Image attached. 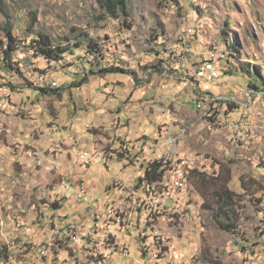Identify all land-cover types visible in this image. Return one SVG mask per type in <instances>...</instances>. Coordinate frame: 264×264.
Here are the masks:
<instances>
[{
	"label": "rangeland",
	"instance_id": "rangeland-1",
	"mask_svg": "<svg viewBox=\"0 0 264 264\" xmlns=\"http://www.w3.org/2000/svg\"><path fill=\"white\" fill-rule=\"evenodd\" d=\"M127 2L129 17L115 20L96 0H0V40L8 42L1 29L8 26L17 42L13 70L0 62V264H99L104 248L112 264H143L142 246L151 241L173 247L182 264H264V152L236 134L249 135L241 104H254L246 96L254 97L252 85L258 113L248 123L264 121V0ZM38 33L69 43L74 54L48 66L29 46ZM90 40L100 54L86 52ZM233 45L237 53L221 64L217 82L194 80L195 67L211 50ZM69 54L74 57L65 61ZM111 67L134 76L100 73ZM89 71L95 74L80 85ZM203 109L213 110L212 119ZM155 161L165 174L149 190L142 179ZM183 161L185 181L175 188L173 175ZM112 164L128 174L112 177L104 189L118 185L138 195L135 204L131 194L120 198L116 213L123 227L114 238L111 228L105 244L80 233L93 217L80 204V219L76 212L70 216L74 199L64 191L89 183L94 188L112 174ZM220 165L231 170L228 187L240 196L232 233L203 210L188 178L192 171L217 174ZM183 187L180 204L171 200L169 209L144 211L148 193Z\"/></svg>",
	"mask_w": 264,
	"mask_h": 264
},
{
	"label": "trees",
	"instance_id": "trees-1",
	"mask_svg": "<svg viewBox=\"0 0 264 264\" xmlns=\"http://www.w3.org/2000/svg\"><path fill=\"white\" fill-rule=\"evenodd\" d=\"M96 2L106 17L110 19L116 20L120 19L121 17L126 19L129 17L127 0H96ZM1 29L6 32L8 42L6 43V49L3 52L0 62H3L2 67L13 70L11 61L12 56L16 51L15 47L17 42L12 35L11 27L7 26ZM83 36L81 35L80 37L82 38ZM63 44L65 46H62ZM0 46H4V43L1 42V40ZM29 46L33 49L35 56L42 58L44 63H46L48 66L55 67L57 64H59L62 61L64 53L66 52L74 54L69 43L60 42L59 44H55L51 37L41 33L37 34L36 39L31 41ZM235 46L236 45L230 47L233 53H237ZM86 52L95 56L96 54H100V48L98 45L94 44L92 40H90ZM254 69L255 72H260V69L257 67ZM100 73H120L134 76V73L115 67L102 70ZM94 74L95 73L92 71H89L87 74H85L80 85L87 83L89 76ZM252 87L257 88L253 85ZM39 90L41 92H46L43 88ZM164 174V164L161 161H155L145 168L142 180L145 184H147L149 190H152L153 186L161 184ZM231 175V170L228 167L220 165V169L217 174L208 175L206 173L192 171L191 175L188 177L196 192L203 200V210L210 211L216 224L222 230L229 233H232L235 227L236 221H233L232 218L233 215H235L238 203L240 202V196L230 190L228 187L229 183L231 182ZM241 188L246 191L242 181ZM53 208L58 207L57 205H53ZM221 220H226V223Z\"/></svg>",
	"mask_w": 264,
	"mask_h": 264
},
{
	"label": "built area",
	"instance_id": "built-area-1",
	"mask_svg": "<svg viewBox=\"0 0 264 264\" xmlns=\"http://www.w3.org/2000/svg\"><path fill=\"white\" fill-rule=\"evenodd\" d=\"M3 50H0V55H2ZM74 56L69 54L66 56V60H71ZM225 60V58H224ZM222 73H214L212 75H205V69H195L194 75H202L203 76V83L212 84L217 82ZM51 86L57 87V82L53 81L50 83ZM201 106L202 105H198ZM214 116L213 110H204V117L211 119ZM226 123L231 125L230 117H226ZM241 136V138L245 139L240 132H237ZM175 179H179L181 181L183 177V163H180L178 166V171L173 175ZM183 190L178 191H170L169 189L167 191L161 192L159 194H151L148 193L147 199L142 200L141 202L144 204L142 207L145 212L150 213L153 211V208H165L169 209L172 207L171 200H174L175 202H178L180 198V194L178 192H182ZM65 197L67 199H73L74 198V205L80 204L81 208L85 209L88 213H90V216L93 217V223L91 224V231H98L102 228V225H95V218H104V224H105V216L106 215H117V207H107L106 202L103 200L101 204H103L104 209L99 210L97 209L98 199L94 196L92 191L84 186V185H78L76 188H70L69 186L66 187V190L64 191ZM114 228L122 229L123 225L120 224H113ZM40 248H47V246H42ZM121 251H124V247L121 249ZM143 257L146 259V262L143 264H182L183 256L176 252L173 247H162V245L157 246H150L147 250H142ZM104 254H107V262L109 264H112L113 262L110 260L111 256L109 253H106L104 251Z\"/></svg>",
	"mask_w": 264,
	"mask_h": 264
},
{
	"label": "crops",
	"instance_id": "crops-1",
	"mask_svg": "<svg viewBox=\"0 0 264 264\" xmlns=\"http://www.w3.org/2000/svg\"><path fill=\"white\" fill-rule=\"evenodd\" d=\"M184 74H186V73H184ZM189 74L191 75V76H189V79L192 80L190 77H192V74L193 73H190L189 72ZM194 80L196 81L198 79H194ZM46 81H47V79L44 78V77H42L40 79V82H41L42 85H46L47 84ZM198 82L203 83V81H200V80H198ZM205 84H208V83H205ZM191 86H194V85L191 83ZM199 86H201V85H199ZM196 88H197L196 86L193 87V91L196 90ZM252 89L250 91H252L253 93H255L254 97L253 98L249 97V94H246V96H247L248 102H250L253 99L254 100V104H252V102L250 104H244V103L241 104V114H242V116H245V118L246 117H249V119L246 120L245 125H242V129L245 128V130L249 133V135H244V133H243V137L245 138V140H246L247 143H249V141H251V143L253 144V149H259V151H263L264 152V121L263 122L262 121H256V122L253 121L252 124L251 123L250 124L248 123V122H252V118H251L252 116L251 115H253V114L255 115L256 113H258V104H257V102H258V96L259 95L255 91V88H252ZM228 115L230 116L231 114L228 113ZM257 119H262V118H258L257 117ZM120 164H121V162H120ZM120 164H112V166H114V169H113L112 174H109L107 176L104 175L105 178L99 180L98 181V184L97 185H94V188H93V186H92L91 183H89V184H82V185L88 187L92 191V193L94 194V196L96 198L100 195L101 200L103 199L105 201V199H109L112 202V205L111 206H115V207L119 206V209H120V206L122 205L120 198H122L125 194H127L126 190L124 188L122 189L121 187H118V185H117V187L112 188L111 190L107 191V190L104 189V185L107 183L108 180L112 179V177L114 179L115 178H119L120 179L122 177H126V175L128 174V172H121L120 169L118 168V166L119 167L121 166ZM169 184L170 183H165V186H167ZM90 187H92L93 189H91ZM74 188H76V187H74ZM129 194L133 195L132 201L134 203L136 201V200H134V196L137 197L138 194L136 192H134V191H130L127 195H129ZM71 202L72 201H69L68 203L71 204ZM178 203L180 204V202H178ZM173 204L175 205V203H173ZM173 204H171V205L174 206ZM129 205H130V202H129ZM75 208H76V205L75 206L69 205L67 212L69 213V209L71 210V212L69 214L70 216L72 215V213L76 212L74 214V216L77 217L78 219H80V217L78 216L79 215V211H76ZM133 211H134V208H133ZM109 216H111V215H106L105 216V220ZM129 218L133 221V218H135V215L133 216V213H131L129 215ZM101 219L104 220V218H101ZM108 222H109V230L106 229L105 226H103V229L100 230V232L98 234V237L103 236V234L111 233L113 231V230L111 231L110 229L111 228L114 229V227H113L114 222H112V221H108ZM103 224H104V222H103ZM133 225H134V223L131 222V224L128 225L127 228H131V227H133ZM119 230H120L119 228H115L114 229V231H113V233H114L113 238L116 236L115 234H117ZM101 239L103 240V238H101ZM121 256L124 257V258H126L124 255H122V253H121Z\"/></svg>",
	"mask_w": 264,
	"mask_h": 264
},
{
	"label": "bare ground",
	"instance_id": "bare-ground-1",
	"mask_svg": "<svg viewBox=\"0 0 264 264\" xmlns=\"http://www.w3.org/2000/svg\"><path fill=\"white\" fill-rule=\"evenodd\" d=\"M5 49H6V44H4V46H0V50H3V52L5 51ZM217 49L211 50L208 53V55L205 58V60L203 62H200V64H198L195 67V69H205V75H212L214 73H222V70H221L222 68H220L221 64L223 62H224V64L226 63L225 62V61H227L226 58H227L228 55L230 56V54H232V50L229 47L225 48L224 51L217 50ZM3 52H2V55H0V58L3 56ZM224 58H225V60H224ZM194 77L196 79L200 80V81H203V76L202 75H194ZM198 105H201V103H198ZM198 108L202 109L201 106H198ZM226 125L227 126H231L230 124H227V123H226ZM237 135H238V138H241V136L239 134H237ZM181 163H183V168H185V166H187V163L185 161H183ZM177 171H178V169L175 172H177ZM183 181H185V172H183V177H182L181 181L179 179H176L173 182V187L179 188L181 186V182H183ZM164 191H166V189H164L162 192H164ZM105 221H106V225L108 226L109 225L108 221H112V215L109 216ZM103 222H104L103 219L95 218V225H102V228L100 230L103 229V226L107 227L105 224H103ZM120 223H121V225H123L124 222L122 223L121 217L119 215H117L115 220H114V224H120ZM80 230H81L80 233H84L85 236H92V237L96 236L97 238H103V242H104V239H105V244H106L107 241L110 240L108 237L110 236L111 233H108L106 236L103 235V236L98 237V234H99L100 230L91 231V224L86 226V227H82ZM69 236H70V240L71 241H73V242L77 241L78 235L72 234V235H69ZM81 238H83V237H81ZM144 245H145V247H144ZM144 245L142 246L143 247L142 250H147V249H149L150 246H157L159 244H156L153 241H151V242L144 243ZM109 248H110V246H109ZM104 251H106V253H108L107 252V248H104ZM120 253H127V250L124 248V251L120 250ZM110 254H112V253H109V255ZM127 255H128V253H127ZM99 264H109V262H107V254H104V259L102 258V260L99 262Z\"/></svg>",
	"mask_w": 264,
	"mask_h": 264
}]
</instances>
